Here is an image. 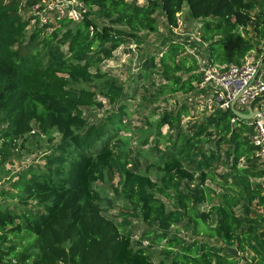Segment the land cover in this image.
<instances>
[{"label":"trees","instance_id":"1","mask_svg":"<svg viewBox=\"0 0 264 264\" xmlns=\"http://www.w3.org/2000/svg\"><path fill=\"white\" fill-rule=\"evenodd\" d=\"M82 1L89 7L82 21L38 20L28 35L34 16L22 10L38 0H0V167L24 150L41 160L0 191V264H239L243 257L264 264V168L250 122L232 123L233 111L223 108L201 118L165 97L155 143L128 152L120 139L125 87L102 69L122 45L156 31L158 14L176 28L186 5L203 21L210 63L241 64L262 52L264 0ZM183 51L172 42L143 63L138 77L159 85L156 99L190 94L201 82ZM106 105L115 109L91 122L85 109ZM116 178L125 205L109 216L114 206L96 184ZM136 220L146 225L138 239ZM180 226L194 234L206 227L224 246L187 241ZM145 241L160 248L159 261Z\"/></svg>","mask_w":264,"mask_h":264},{"label":"rangeland","instance_id":"2","mask_svg":"<svg viewBox=\"0 0 264 264\" xmlns=\"http://www.w3.org/2000/svg\"><path fill=\"white\" fill-rule=\"evenodd\" d=\"M146 0H138L140 3H144ZM22 13L28 18L31 16L32 12L27 9H23ZM50 18H54V14H48ZM159 26L156 31L152 32H141L140 41L132 42L129 44L122 45L118 50L115 51L114 57L112 59L106 60L102 63V69L108 71L109 74L114 75L120 79L125 87V96L122 102L127 104L128 116L125 119V125L120 131V139L122 140V148L128 152H134L139 147L145 150L150 149V147L155 143L156 135V122L162 113V109L159 105H164L165 97H173L170 99L171 104L186 103L196 108L195 113L198 117H204L210 112L208 108H201L202 95L200 91L183 94L181 92L162 94L155 98V93L160 90L159 85H153L151 76L138 77L140 72H144L143 63L145 60L152 55H161L165 50L168 49L169 44L172 42H181L184 46V51L181 53L183 56L188 57V64H193L195 69L199 71L201 68H205L208 63L212 62L209 56L207 43L203 42L201 38V26L203 24L202 20L194 18L188 6L184 7L183 12L179 17V24L176 28H169L166 19L162 14H158ZM97 21L102 23H107V21L97 18ZM32 29H29L28 35L31 33ZM264 47V46H263ZM258 55L257 52H253L252 55ZM249 56V57H250ZM184 77H187L185 71H181ZM153 78L160 81V76L155 75ZM114 106L106 105L105 108L100 109L96 107L86 108V115L91 122L96 121L98 118L104 116L109 111L114 110ZM189 118L184 119L186 122ZM163 132L168 131V127L162 128ZM162 148L165 144L161 145ZM39 152L35 154H30L27 150L21 153L20 157L13 156L12 160L8 161L3 168L0 167V191L3 189H12V182H14L18 177L17 173L28 168L30 165H36L41 162L39 159ZM150 160H155L158 157V153L152 152L148 154ZM223 168H219L218 180H221L220 174ZM151 175L154 179H157L158 173L155 169L151 171ZM118 178L109 182H98L96 187L100 190L103 195L110 197V202L113 204L114 209L109 211L107 214L109 216L117 214V212L125 205L122 199L117 195L114 190V185H116ZM212 189L211 193L216 195L219 186L217 182L211 183ZM210 205H205L202 208L208 210ZM132 228L135 233V239H138L141 235L146 225L140 221H133ZM179 228H182L181 226ZM177 230V229H176ZM208 229L203 228L200 233L194 234L190 229L188 232L182 228L181 233L185 236L187 241H192L195 239L208 242L211 245L224 246V242L218 238H212L208 234ZM144 246L151 253L154 260L157 262L160 259V248L159 247H149L148 242L145 241ZM248 257H250L248 255ZM239 264H251L250 258L243 257L240 259Z\"/></svg>","mask_w":264,"mask_h":264},{"label":"built area","instance_id":"3","mask_svg":"<svg viewBox=\"0 0 264 264\" xmlns=\"http://www.w3.org/2000/svg\"><path fill=\"white\" fill-rule=\"evenodd\" d=\"M88 10V5L82 0H38L30 9L34 17L29 29L38 20L41 25L49 20L54 22L56 18H69L80 22ZM50 13L54 14L53 19L48 15ZM91 31L93 32V28ZM252 53L250 52L241 64L208 63L205 68L199 70L203 73L202 80L196 90L191 92H201L199 107L208 108L210 112L216 108H235L246 114L254 110L264 112V47L259 55L250 56ZM260 112L249 120L234 114L232 123L245 120L254 127L252 140L264 168V113Z\"/></svg>","mask_w":264,"mask_h":264},{"label":"water","instance_id":"4","mask_svg":"<svg viewBox=\"0 0 264 264\" xmlns=\"http://www.w3.org/2000/svg\"><path fill=\"white\" fill-rule=\"evenodd\" d=\"M232 111L235 115H237L239 118H242V119H252L253 117H255V115L257 113H259L260 111L258 110H254V111H250L248 114L246 113H243V112H240L239 110L235 109V108H232ZM260 113H264V112H260ZM229 252L235 256L239 255L240 252L238 251L237 248L235 247H229L228 248Z\"/></svg>","mask_w":264,"mask_h":264}]
</instances>
